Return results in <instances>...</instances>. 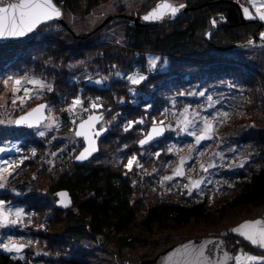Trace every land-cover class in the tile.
<instances>
[{
	"label": "trees",
	"instance_id": "1",
	"mask_svg": "<svg viewBox=\"0 0 264 264\" xmlns=\"http://www.w3.org/2000/svg\"><path fill=\"white\" fill-rule=\"evenodd\" d=\"M107 1L109 0H55L63 9L65 17L77 14L86 16L101 3ZM153 2L158 3L159 0H145L141 7L134 9L133 14L139 18L152 8ZM182 2L189 7V11L179 21H168L158 27L137 25L134 17H131L132 19L113 18L110 23L113 24V20L116 21L114 25L122 33L121 42L124 43V48L113 45L111 38L104 34L102 29L108 25L104 28L100 26L103 19L81 27L80 30H76L77 34H70L73 28L71 24L68 31L63 27V31L51 32L50 36L54 38L52 45L45 49L47 53H52L53 49H56L60 57L64 55L81 57L84 52L93 51L96 58L105 64L112 65L113 62L118 61L123 64L127 63L126 66L132 67L135 73L146 72L147 79L139 85H134L135 91H140L141 95L138 98L130 95L134 99L122 104L123 112L128 114L127 118L130 121L151 120L150 116L145 115L148 113L152 114L151 116L162 114L165 103H168L165 93L171 96L174 95L171 90L176 94L179 93L176 90L190 84L192 78L198 75L194 71L200 70L202 65H207L209 71V74L204 71L205 79L217 78L222 79L221 81L228 79L235 85L234 87L253 86L251 82L244 79L248 77L244 73L254 71L255 76L264 77V44L253 48L255 50L251 52L246 48L231 51L234 55L239 53L242 58H244V52L249 51L250 53L248 52L245 58V65H240L242 62L237 58H227L220 54L222 51L230 52L231 47L233 48L237 43L246 42L250 38L259 39L260 26L258 21L255 22L259 18H246L237 0H182ZM113 8L121 14L130 11L123 5L116 4ZM218 15L226 20V26L219 29V33L216 31L208 40L207 32L212 27L211 19L218 18ZM109 40L111 42L108 43ZM15 45L17 46V43L0 44V79L1 74L8 70L13 72L14 68L32 55L30 51V53H25V57H19L15 49L10 47ZM53 45H58V47L54 48ZM46 51L43 47L36 48L39 56ZM150 53L160 55L157 63L162 58L169 59V68L166 71L157 67L149 70L147 67ZM38 61H45V58L41 57ZM107 74L114 81L122 79V77L116 78L114 68L108 69ZM66 76L62 78L63 82L60 81L64 84L63 86L67 87L65 91L63 89L59 91L62 96L70 93L71 99L69 100L72 101L81 94L77 92L71 94L73 90H79L78 85L73 78ZM87 84V87L80 85L81 92L86 90L84 96L90 94V97L102 98L109 93V88L95 82ZM228 101L234 103L233 98L227 99V104ZM232 105L235 106L234 110L229 106H226V109H230L228 110L230 116H235V111L240 108H237L236 104ZM255 121L258 124L245 125L248 133L237 139L240 149L249 148L248 154L242 155V159L245 160L243 166L218 172L217 170L212 171V175L208 176V183L204 185L202 195L201 192L182 193L181 195L168 192L159 197L156 195V198L148 202L140 197V189L136 186V181L129 178L130 172L122 171L116 161L96 163L92 159L89 162L77 164L74 159V162L71 161V167L65 169L59 178L53 179L50 174L47 176L52 180L51 187L46 189L47 195L51 196L54 192L57 194L61 190H67L73 204L68 209L56 207L52 216L47 215L44 230L31 233L32 238L39 239V246L44 253L35 258L30 256L19 259L0 250V264H47L48 262H50L48 264H95L97 258H103L99 255L100 253L96 252V245L100 241L112 244L109 257L102 259L101 264H111L114 260L113 264H136L134 258L137 255L134 249L137 246L154 248L158 253L172 246L175 242L172 234L176 227L187 226L193 221H203L211 217L213 214L211 205L214 200L222 201L220 207L222 219L232 209L245 207L258 210L264 207V116L256 118ZM114 139L115 141L122 139L120 141L122 143L125 140L122 136L117 140ZM133 139L134 137L126 139V142ZM165 140L175 142L177 139L166 130L164 139L159 142ZM183 145L177 146L181 148ZM5 198L11 200L8 195L2 196L0 200H5ZM143 201L146 207L141 205ZM40 204L37 203V206ZM261 216L264 214H258L257 217ZM232 227L233 224L227 230L218 233L226 238L227 243L232 241L235 246H238L233 248L234 250L240 248L244 252L264 256V249L239 238L230 231ZM86 243L93 244L95 247L87 249L85 248ZM101 247L107 251L106 247ZM80 249H83L81 255L78 253ZM128 250H131L133 254H130ZM88 252H92V255L87 254ZM150 254H155L154 250L152 253L144 250L141 257L151 259L154 255ZM128 256L131 257L130 260L127 259Z\"/></svg>",
	"mask_w": 264,
	"mask_h": 264
},
{
	"label": "rangeland",
	"instance_id": "2",
	"mask_svg": "<svg viewBox=\"0 0 264 264\" xmlns=\"http://www.w3.org/2000/svg\"><path fill=\"white\" fill-rule=\"evenodd\" d=\"M241 5L239 8L243 12L244 8H248L249 11L253 14V17L258 18L256 16L255 8H253L249 2V0H237ZM145 2V0H109L107 2L101 3L98 7L94 8L91 12L86 16L81 14L70 15V17H65L63 14V22L58 20H52L51 22H46L45 24L39 26V30L35 35L30 34L27 38L15 41V42H4V43H17V46H10L15 49L16 54L25 57V53L31 51L29 57L24 60L20 65L12 70L5 71V73L1 74L2 78L0 79V103H3L4 99L8 100V104L5 107H0V119L8 120L18 118L20 115H23L25 112L31 110L39 104L49 105L52 109L53 115L58 118L60 127L59 128H51L47 129L45 136L41 137L37 134V128H29L26 125H15V124H0V147L5 148L6 151L0 152V160H19L23 157L29 158V160L24 159L23 163L20 164V167L16 169V171L8 178L7 185L5 188L0 189V198L2 196L8 195L9 199L5 198L6 204L15 208L21 207L25 210L27 215L23 218V224L18 226H9L6 228H0V242H6L8 236H12L14 238H23V242H27L29 240L33 241V243L25 248L21 253L17 254L12 252L14 257L16 258H29L37 257L41 255L43 250L39 245V239H34L31 236V233L43 231L45 228V219L48 216H52L56 211V193H52L51 196H48L46 193V189H49L51 186V177H47L49 174L53 179L59 178L60 174L65 171V169H69L71 167V161L74 162L77 154L83 149L84 142L81 138L75 136V130L77 124L81 119H85L88 115L92 114V111L101 112L103 114V120L98 124L97 128L103 126L107 128L106 134L100 138L99 147L100 151L94 154L90 159L86 162H89L93 159V162H101L106 163L109 161H116L119 165V168L122 171L130 172V179H134L136 182V186L140 189V197L142 200L144 198L146 201H150L153 198H156L163 194L165 195L168 192L172 194L181 195L182 193H188V189L184 187L185 184L189 183L187 179L188 176L192 177V179H200L201 177L205 178V182L201 185V188L193 189L191 193L201 191L203 192L204 185L208 183V176L212 175V171L216 172L220 170L233 169L235 167L240 166V164H244L245 160L242 159V155L248 154L249 148L240 149L237 139L241 136L248 133L245 128V125L249 124H258L255 120L256 118H260L264 116V77L260 78L255 76L254 71L248 72V77H244L247 79V82H251L253 86H248V88H244L239 85L238 87H234L231 80H223L222 79H205L204 71L208 72L207 65H202L200 70H196L198 75H195L192 78L190 84H186L183 88L176 90L177 92H189V91H203L206 90V94L204 97H200L198 95L193 96H180L179 93H175V91L171 90V93L174 95L171 96L169 93H165V98L168 97V103L164 106V110L168 109V115L159 116H151L149 113L145 114L146 117H151L149 119H136L137 123H134L131 128H128L125 131V127L127 123L130 121L127 118L128 114L123 112L124 107L122 106L123 102L132 101L134 98L130 95H135V98H138L141 95L140 91H135L136 87L132 85L127 80V75L132 74L133 68H128L127 63L123 64L121 62L115 61L111 64H105L98 58L93 51H86L84 55L81 57L75 56H61L59 55L56 49L51 50L52 53H47V48L52 45L53 36L51 38V32L63 31V27L68 31L71 28L70 24L73 26L72 31L70 30V34H77L76 30H80L81 27H85L87 25H91L92 23H96L101 21V27L104 28V34L109 36L113 45H119L124 48V43L121 42L122 36L121 31L118 30L114 23L110 21L117 17H137V15L133 14L134 9L141 7V5ZM174 3L179 4L183 3L182 0H173ZM151 1L149 2V4ZM123 5L130 10L128 13H117L114 11L115 5ZM157 3H152V7ZM151 8V7H150ZM116 10V9H115ZM147 12V11H146ZM142 15V14H141ZM184 14L178 16L177 18L169 21H179L183 17ZM218 21L221 20L220 15L217 16ZM244 20L246 19L242 14ZM140 18V17H139ZM252 19V18H249ZM258 21V22H257ZM168 22V21H166ZM164 22V23H166ZM255 22L259 23V31L258 37L259 39H248L254 40L255 43L246 46V42L237 43L233 48L231 47L230 52H221L223 54L221 56L237 58L238 61H241L240 65H245V58L247 57V53L250 51H254L255 47L262 46L263 44L258 45V43L264 40L260 38V32H264V21L256 20ZM163 23V24H164ZM61 27V28H60ZM225 27V26H224ZM223 26L218 27L210 37L207 35L208 40H210L213 34L217 31L219 33V29L224 28ZM99 29V28H98ZM212 27L209 29L211 31ZM207 32V34L209 33ZM49 34V35H48ZM108 41L111 42V41ZM31 42V43H30ZM0 43V44H4ZM21 44V45H20ZM30 44V45H29ZM9 47V46H8ZM43 47L46 52H42L39 56L36 52V48ZM47 47V48H46ZM53 47H58V45H53ZM46 48V49H45ZM238 48H246L249 51L244 52V58L238 54H232L231 51H235L234 49ZM55 50L57 52H55ZM239 51V50H238ZM10 52V50H9ZM32 52H35L34 54ZM249 52V53H250ZM57 53V54H56ZM118 54V53H117ZM45 58V61L39 62L40 58ZM149 57H160L158 54L150 53ZM37 58H39L37 60ZM244 59V61H243ZM157 68L166 69L169 68V59L162 58V60L157 63ZM114 68L115 74L117 72L121 73V80L114 81L109 78L110 76L107 74L108 69ZM149 70H153L147 67ZM65 72L67 74H65ZM244 72V71H243ZM28 74L29 77H37L45 80L52 86L51 91L34 89V93L39 91L40 94H33L32 98L26 102L23 106V109L18 107H14L11 104V92L5 91L2 85V79L6 75H16V76H24ZM71 73V74H70ZM135 73V72H133ZM140 74L147 75L146 72H139ZM64 75L66 77L73 78L74 81L78 85V91L73 90L71 94L79 93L81 99L84 101V108L90 109V102L96 100V98L89 96H84L86 90L81 92L83 87H87V83H92L99 81V85L109 88V93L98 101L102 105V107L91 110L88 113H84L77 108L74 115H70L67 111L68 105L72 102L69 99L70 93H65V96H62L59 89H63L65 91L67 86H63ZM70 75V76H69ZM193 75V74H192ZM193 77V76H192ZM251 77V78H250ZM250 79V80H249ZM62 80V82L60 81ZM114 81V82H112ZM227 82V83H225ZM81 85V86H80ZM226 88H225V86ZM234 85V86H233ZM11 87V85H9ZM32 88V85H29ZM69 87V86H68ZM113 87V89H111ZM134 89L133 92H130L129 89ZM70 92V91H69ZM225 92V93H224ZM92 93V92H90ZM113 94V96H109V94ZM132 93V94H131ZM211 94L213 96L214 101H218L213 105L212 108L207 107V95ZM19 95H23V93H19ZM60 96V97H59ZM175 96V97H174ZM239 96L241 98H239ZM68 98V100H67ZM84 98V99H83ZM229 98H233V101L226 100ZM173 100H175V107L173 106ZM179 102H178V101ZM220 102V105H218ZM222 103V104H221ZM232 104H236L239 110L235 111V116H229L227 120L223 123H217L215 126V133L212 139L201 141L199 145H195L196 151L189 152V145L194 144V137L187 135L184 132H179L178 127L176 125V117L172 115L173 112L179 114V110L183 108L184 105H192V108L201 111L203 115H211L216 112H223L233 109L235 106ZM201 105L203 107H197ZM226 106H229L230 109H226ZM234 110V109H233ZM163 113V112H162ZM47 114V113H46ZM129 117V116H128ZM73 119H75L76 123L73 124ZM140 120H143V123H138ZM159 124L160 121L164 122L167 132H171L173 137L177 140L175 142H168V140L159 142L160 140L154 141L150 145L140 146L138 141L144 137V135L148 132L150 126L153 122ZM248 123V124H247ZM171 125V127H168ZM40 131H45L42 126H38ZM245 130V131H244ZM124 137V143L119 141H115L118 137ZM134 137V139L130 142H126V139H130ZM55 138V139H54ZM164 139V137L162 138ZM161 139V140H162ZM239 141V140H238ZM122 143V144H121ZM184 144L181 148L178 147L179 144ZM178 145V146H177ZM127 146V147H125ZM140 146V147H139ZM169 147H173L174 150L172 152L168 151ZM19 148L20 151L16 149ZM32 149H35V155L32 154ZM179 149V151H176ZM230 149H234V151H230ZM203 152L204 154L201 156L199 153ZM55 153V155H52ZM155 153H159V156H156ZM173 153V154H171ZM216 153H222L223 158L221 156L216 155ZM136 155L139 160V163L143 166L142 168L136 167L135 165L131 170L124 167L127 163L128 158ZM191 156V159H187L185 161V177H173L172 180L163 181L161 183L162 178L164 176L172 175L173 169L179 163L181 156ZM26 161V163H25ZM31 163H34L33 165ZM211 162L215 164L214 168H210L208 172H204L200 168V164L204 163L205 166ZM155 169V171H153ZM128 178V179H129ZM129 179V180H130ZM36 201V202H35ZM212 207V215L206 220L203 221H193L187 226L176 227L175 232L172 234L174 244H177L181 241L188 240L190 238H202L203 236H220L218 232L223 230H227L232 224L233 227H237L239 224L243 223L246 220H256V219H264V216L257 217L258 214H264V207L253 210L252 208L240 207L238 209H232L225 215L224 219L221 218V210L220 207L222 205V201H213ZM37 203H41L37 206ZM143 203V204H142ZM141 205L145 206V202L143 201ZM218 207V209H217ZM59 208V207H58ZM62 209V208H61ZM48 215V216H47ZM245 219V220H244ZM29 220L31 223H29ZM241 221V222H240ZM239 222V223H237ZM237 223V224H236ZM43 224L44 227L40 228L39 225ZM25 230V232H24ZM239 236V238L246 240L244 237L240 236L238 233H235ZM247 241V240H246ZM249 242V241H247ZM238 242H236L237 244ZM250 243V242H249ZM45 244V243H44ZM172 244V245H174ZM109 245V246H107ZM104 246L107 248V251L101 247ZM111 243L102 242L96 245V252L100 253L99 255L103 258H97L95 260V264H101L102 259H106L109 257L111 253L112 247ZM255 246V245H254ZM91 247H95L93 244H85V248L92 249ZM228 250L232 252H236L235 256L244 252L239 248V250H234L238 246L229 241L227 243ZM169 247L163 249L162 253L167 250ZM234 248V249H233ZM3 252V249H0ZM150 251L151 253L154 250L155 254L151 259H154L159 253L154 248L148 247H136L134 249L135 256L134 260L136 263H139L145 259L144 256L141 257L143 251ZM44 251V250H43ZM79 255L82 254L83 249L79 250ZM130 254H133L131 250H128ZM9 253V252H6ZM158 253V254H157ZM247 253V252H244ZM87 254H91L92 252H88ZM250 255L251 254L248 252ZM148 255V254H146ZM46 256V254L44 255ZM105 256V257H104ZM260 256V255H256ZM134 257V256H132ZM101 259V260H100ZM127 259H131L130 256ZM115 260L111 263L113 264ZM50 263V262H48ZM47 263V264H48ZM235 264V260H234Z\"/></svg>",
	"mask_w": 264,
	"mask_h": 264
},
{
	"label": "snow or ice",
	"instance_id": "3",
	"mask_svg": "<svg viewBox=\"0 0 264 264\" xmlns=\"http://www.w3.org/2000/svg\"><path fill=\"white\" fill-rule=\"evenodd\" d=\"M249 2L251 6L255 8L256 16L259 20L264 21V0H249ZM184 7L185 4H176L173 0H159L154 7L145 13L142 19L145 21H160L165 17H175L180 9ZM243 11L246 18H255L248 8H244ZM62 16L63 12L55 3V0H0V39H19L26 37L29 34L35 35L39 30V26ZM221 18L223 19V17ZM216 23L217 21L213 19L212 24L215 26ZM207 35L210 36L211 34L208 33ZM259 35L261 40H264V32H260ZM247 44L251 45L253 44V41L249 40L247 41ZM159 59V57H149V68L155 69ZM116 75L121 76L122 74L117 72ZM146 79L147 77L139 72L127 75V80L132 85H139ZM97 83H99V81H97ZM2 85L5 91L11 92V104L14 107L21 108V110L26 102L32 98L33 94H40L39 91L34 93V89H46L47 91L52 90V86L45 80L34 76L29 77L27 73L24 76L6 75L2 79ZM9 85H11V87H9ZM29 85H32L33 87L30 88ZM129 91L133 92L134 89L130 88ZM21 92L23 95H19ZM205 94L206 90L199 92H181L178 95H198L200 97H204ZM99 100L100 98L97 97L96 100L90 102L91 110L102 107V105L98 103ZM217 102L218 101H214L211 94L207 95L208 108H212ZM7 104L8 100L4 99L3 103H0V107H5ZM83 105L84 101L81 97L76 96L68 105L67 111L70 115H74L77 108H80L82 112L88 113L90 109L84 108ZM173 106L175 107V100H173ZM197 107L199 108L203 106L198 105ZM168 113L169 110L165 109L162 115L166 116ZM172 115L176 117L178 131L194 137V144L189 145L190 153L196 151L195 145H199L201 141L212 139L215 133L216 124L223 123L230 116L227 111L216 112L211 115V117L209 115H203L201 111L193 109L192 105H184L183 108L179 110L178 115L176 112H173ZM101 120H103V114H97L95 111H92V114L88 115L87 119L80 120L79 125L75 130V136L83 137L87 146L84 147L83 151L75 157L76 160H86L97 150L96 137L106 131L103 126L97 128V123ZM72 122L75 124V119H73ZM134 123L137 122L129 121L125 127V131H127L128 128H131ZM138 123H143V120H140ZM0 124L26 125L29 128H37V134L41 137L45 136L47 129L60 127L58 118L53 115L51 107L46 104H39L15 119H0ZM38 126H42L45 131H40ZM168 127H171V125H168ZM164 130L165 127L163 121L159 122V126L154 121L151 129L144 135L143 139L138 141V143L141 146L148 144L150 141H153L155 137L161 136ZM16 150L20 151L19 148ZM173 150V147L168 148L169 152H172ZM4 151H6V149L0 147V152ZM176 151H179V149H176ZM230 151H234V149H230ZM32 154L35 155V149H32ZM199 154L202 156L204 153L201 152ZM52 155H55V153H52ZM155 155L159 156V153H155ZM216 155L223 158L222 153H216ZM24 159H27V157H23L19 160H0V189L6 187L8 178L12 176L17 168L20 167V164L23 163ZM187 159H191V156H181L179 163L172 171V175L164 176L161 183H163V181L172 180L173 177H185V161ZM134 165L140 168L143 167L139 163L136 155L129 157L124 167L131 170ZM240 166H243V164L241 163ZM214 167L215 164L211 162H209L207 166H205L204 163L200 164V168L204 172H208L210 168ZM153 171H155V169H153ZM187 179L189 180V183L185 184L184 187L188 189L189 194H191L193 189L199 190L201 185L205 182L204 177H201L200 179H192V177L188 176ZM202 194L203 193L201 191V195ZM56 195L61 198L56 201L58 204L67 207L71 203V201L67 198L68 194L66 192H60ZM26 215L27 213L23 208H13L6 204L4 200H0V228L22 225L24 222L23 218ZM29 223H31L30 220ZM39 227L43 228L44 225L41 224ZM230 231L238 233L252 245L257 246L260 249H264V219L246 220L237 227L232 228ZM32 243L33 241L31 240L26 243L23 242L22 237L17 239L12 236H8L6 242H0V249L9 253L15 252L19 254ZM212 243V240L207 239L199 244L189 241L188 243L183 244L168 253L165 257L166 264H226L228 260L233 259L229 253L224 252L223 259L213 260L212 253L214 249L208 248V245ZM222 243L223 242L221 241V244ZM216 247L218 248L219 245H216ZM234 260L235 264H257V262L258 264H264V256L250 255L244 252L236 255Z\"/></svg>",
	"mask_w": 264,
	"mask_h": 264
},
{
	"label": "water",
	"instance_id": "4",
	"mask_svg": "<svg viewBox=\"0 0 264 264\" xmlns=\"http://www.w3.org/2000/svg\"><path fill=\"white\" fill-rule=\"evenodd\" d=\"M56 3V2H55ZM57 4V3H56ZM185 4V3H184ZM57 6L58 7H60L58 4H57ZM154 7V6H153ZM61 8V7H60ZM61 10H62V12H63V14H64V11H63V9L61 8ZM150 10V9H149ZM148 10V11H149ZM189 11V7L185 4V7L184 8H182V9H180V11L176 14V16L175 17H165L163 20H160V21H145L144 19H142V17L145 15V14H143L142 16H140V18H138V17H134L133 19H134V21L136 22V24L137 25H141V26H155V27H158V26H161L164 22H166V21H169V20H173V19H175V18H177L178 16H180V15H182V14H185V13H187ZM213 19H215L214 17L211 19V24H212V20ZM54 20H58V21H61V22H63V16L62 17H60V18H58V19H54ZM216 21H217V23H216V25L214 26L213 24H212V29H211V31H209V33L210 34H212V32H214V30H216L218 27H220V26H226V20L223 18H221V20H217V19H215ZM52 21V20H51ZM51 21H48V22H51ZM30 35V34H29ZM28 35V36H29ZM28 36H26V37H23V38H19V39H12V38H9V39H0V43H4V42H15V41H20V40H23V39H25V38H27ZM209 36V35H208ZM210 37V36H209ZM209 37H208V39H209ZM253 43H255V41L253 40ZM260 44H264V41H261V43L259 42L258 43V45H260ZM246 46H249V44H246ZM97 114H101V112H96ZM85 119H87V117L85 118ZM101 121H99L98 123H97V126H98V124L100 123ZM78 125H79V123L77 124V127H78ZM158 126H159V124H157ZM76 127V128H77ZM151 127H152V125L150 126V128H149V130L151 129ZM164 127H165V125H164ZM106 129V131H104V132H102L98 137H96V148H97V150L95 151V152H93L92 153V155L91 156H89L86 160H82V161H79V160H76L75 159V162L77 163V164H83L84 162H86L88 159H90L94 154H96V153H98L99 152V149H100V147H99V140H100V138H102L105 134H106V132H107V128H105ZM148 130V131H149ZM165 134H166V127H165V130H164V132L162 133V135L161 136H158V137H155L154 139H153V141H150L148 144H145V145H143V146H146V145H150V144H152L154 141H156V140H161L164 136H165ZM79 138H81L82 140H83V142H84V147H86L87 146V143H86V141L84 140V138L83 137H79ZM143 139V138H142ZM140 145V144H139ZM141 146V145H140ZM84 147H83V149H84ZM83 149L81 150V151H83ZM80 151V152H81ZM79 152V153H80ZM79 153L77 154V155H79ZM60 192H66L67 194H68V199L71 201V203L67 206V207H64L63 205H61V204H58L57 202H56V204H57V206L59 207V208H62V209H68V208H70L71 206H72V204H73V202H72V198H71V196H70V193H69V191H67V190H61V191H59V192H57V193H60ZM57 196V195H56ZM59 199H61L59 196H57V200H59ZM212 240L213 241V243L212 244H210V245H208V248H212V249H214V251H213V253H212V259L213 260H221V259H223V254H224V252H227V253H229V255L231 256V257H233V259H230V260H228L227 262H226V264H234V257H235V254H236V252H232L231 250H228V247H227V240H226V238L225 237H219V236H206V237H203V238H199V239H196V238H192V239H188V240H185V241H182V242H179V243H177V244H174V245H172V246H170L167 250H165L164 252H162V253H159L154 259H148V260H143V261H141V262H139V263H136V264H166V261H165V257L167 256V254L168 253H170V252H172L174 249H176V248H178V247H180L181 245H183V244H186V243H188L189 241H192L193 243H195V244H199V243H201L202 241H204V240ZM221 241L223 242L222 244H221ZM216 245H219V247L217 248L216 247Z\"/></svg>",
	"mask_w": 264,
	"mask_h": 264
}]
</instances>
